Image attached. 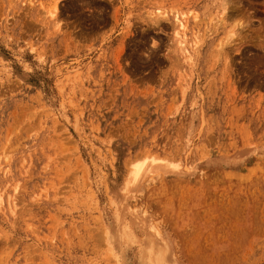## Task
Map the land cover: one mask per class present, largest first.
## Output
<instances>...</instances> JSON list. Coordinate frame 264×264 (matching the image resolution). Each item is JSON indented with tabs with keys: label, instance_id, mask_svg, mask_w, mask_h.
Listing matches in <instances>:
<instances>
[{
	"label": "rangeland",
	"instance_id": "obj_1",
	"mask_svg": "<svg viewBox=\"0 0 264 264\" xmlns=\"http://www.w3.org/2000/svg\"><path fill=\"white\" fill-rule=\"evenodd\" d=\"M221 1L0 0V264H264V0Z\"/></svg>",
	"mask_w": 264,
	"mask_h": 264
},
{
	"label": "bare ground",
	"instance_id": "obj_2",
	"mask_svg": "<svg viewBox=\"0 0 264 264\" xmlns=\"http://www.w3.org/2000/svg\"><path fill=\"white\" fill-rule=\"evenodd\" d=\"M222 2V1H221ZM227 1L224 0L221 5H220V14L223 16L224 14H227V9H228V5H227ZM55 11H56V3H53L51 9L48 11L49 15H50V18L51 19H54L55 20ZM175 20L178 24L179 27H183L184 26V23L177 17H175ZM184 40H180L178 38V44H179V48L180 50L185 53V57L187 55V52H188V45H185L184 43ZM195 46V45H194ZM8 199V198H7ZM2 204V198L0 197V205ZM15 207V206H13Z\"/></svg>",
	"mask_w": 264,
	"mask_h": 264
},
{
	"label": "clouds",
	"instance_id": "obj_3",
	"mask_svg": "<svg viewBox=\"0 0 264 264\" xmlns=\"http://www.w3.org/2000/svg\"><path fill=\"white\" fill-rule=\"evenodd\" d=\"M153 49H155V48H157L156 46H154V47H152ZM146 58H147V56H146Z\"/></svg>",
	"mask_w": 264,
	"mask_h": 264
}]
</instances>
